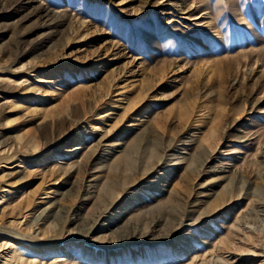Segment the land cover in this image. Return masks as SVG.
<instances>
[{"label":"rangeland","instance_id":"1","mask_svg":"<svg viewBox=\"0 0 264 264\" xmlns=\"http://www.w3.org/2000/svg\"><path fill=\"white\" fill-rule=\"evenodd\" d=\"M0 264H264V0H0Z\"/></svg>","mask_w":264,"mask_h":264}]
</instances>
